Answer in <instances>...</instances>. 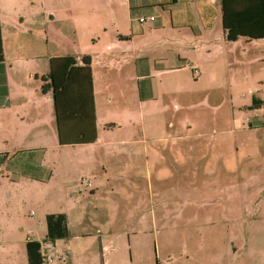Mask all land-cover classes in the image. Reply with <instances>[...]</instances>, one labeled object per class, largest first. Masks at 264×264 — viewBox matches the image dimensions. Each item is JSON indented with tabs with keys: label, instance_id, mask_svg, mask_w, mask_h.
<instances>
[{
	"label": "rangeland",
	"instance_id": "374dc122",
	"mask_svg": "<svg viewBox=\"0 0 264 264\" xmlns=\"http://www.w3.org/2000/svg\"><path fill=\"white\" fill-rule=\"evenodd\" d=\"M144 56L143 82L131 59L92 56L97 143L1 163L0 264L26 263L19 240L42 239L45 214L58 212L69 229L54 241L67 255L58 264H264V107L251 108L264 105V41L194 55L180 72ZM143 83L152 97L141 103ZM21 162L46 185L16 186Z\"/></svg>",
	"mask_w": 264,
	"mask_h": 264
},
{
	"label": "crops",
	"instance_id": "0c3cea01",
	"mask_svg": "<svg viewBox=\"0 0 264 264\" xmlns=\"http://www.w3.org/2000/svg\"><path fill=\"white\" fill-rule=\"evenodd\" d=\"M150 16L155 18L153 22L138 24L136 21ZM0 34V156L7 155L9 163H13L14 157L61 146L52 93L41 92L42 78L48 75L45 71L48 69L49 73L52 58L70 56L80 61L82 57L91 59L94 55L131 59L139 75L136 78L143 82L146 76L138 73L145 72L150 65H141L138 61L146 53L160 57L154 64L160 67V73L180 72L186 63L193 65L188 59L194 55L202 53L210 57L243 43L264 41L240 37L235 42H226L220 0H0ZM56 39L68 44H57ZM43 55H47V65L40 60ZM91 73L97 143V121L103 101L97 92L92 62ZM192 74L200 73L192 69ZM138 97L141 103L151 99L148 83L138 87ZM125 143L133 141L115 142ZM170 147L166 149V161L175 166L177 162ZM15 169L18 173L14 184L29 192L48 182L45 174L30 172L31 167L25 162ZM66 221L68 229L67 217ZM45 235L35 241L44 243ZM28 241L34 240L26 238L18 243L25 248ZM52 245L59 256L54 242ZM63 254L67 256L65 253L60 256Z\"/></svg>",
	"mask_w": 264,
	"mask_h": 264
},
{
	"label": "trees",
	"instance_id": "16d2710c",
	"mask_svg": "<svg viewBox=\"0 0 264 264\" xmlns=\"http://www.w3.org/2000/svg\"><path fill=\"white\" fill-rule=\"evenodd\" d=\"M221 25L225 41L235 42L240 37L249 40L264 39V0H220ZM2 60L0 34V61ZM41 92L52 93L58 144L84 145L97 141L93 104L91 59L82 57L52 58L49 73L42 78ZM263 103L253 99L252 109H260ZM7 155L0 156V162ZM46 235L43 242L69 237L66 217L50 214L45 217ZM41 243L25 244L28 264H42Z\"/></svg>",
	"mask_w": 264,
	"mask_h": 264
},
{
	"label": "built area",
	"instance_id": "2783aa9c",
	"mask_svg": "<svg viewBox=\"0 0 264 264\" xmlns=\"http://www.w3.org/2000/svg\"><path fill=\"white\" fill-rule=\"evenodd\" d=\"M155 18L153 16L150 17H139L137 18L138 24H145L149 22H153ZM195 74H197V71H195ZM87 186L90 185V183L86 184ZM40 254L42 257V264H57V262H63L65 260V255L63 256H57L56 252L54 250V247L51 242H44L41 243L40 247Z\"/></svg>",
	"mask_w": 264,
	"mask_h": 264
}]
</instances>
